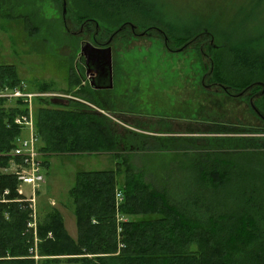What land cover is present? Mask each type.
<instances>
[{
	"label": "trees",
	"instance_id": "16d2710c",
	"mask_svg": "<svg viewBox=\"0 0 264 264\" xmlns=\"http://www.w3.org/2000/svg\"><path fill=\"white\" fill-rule=\"evenodd\" d=\"M6 1L0 0V17L6 16ZM71 5L73 21L96 22L104 33L130 24L151 29L144 32L157 39H164V33L172 43L194 37L192 29L174 30L152 0H71ZM154 28H162V33ZM257 41L212 49L213 81L227 89L264 86V37ZM195 46L191 55L202 61ZM75 69L64 93L80 97L73 89L81 82ZM21 80L14 64H0V85ZM53 89L51 83L29 88L48 93ZM88 90L92 97L84 100L99 109L72 98L34 100L39 149L43 157L107 154L116 167L79 170L70 189L77 237L68 232L58 210L50 208L40 214L37 246L28 226L29 203L21 200L17 177L0 170V193L7 199L0 201V264H37L34 249L45 261L67 264H264L263 154L230 155L221 153L218 147L224 145L213 139L187 147L177 144L180 138L172 141L132 130L115 121L111 107ZM14 104L7 107L0 99L1 169L18 159L11 153L24 131L15 117L26 113L27 106L22 100ZM258 107L264 109V94ZM252 145L264 149V138ZM140 154L138 165L135 156Z\"/></svg>",
	"mask_w": 264,
	"mask_h": 264
},
{
	"label": "rangeland",
	"instance_id": "374dc122",
	"mask_svg": "<svg viewBox=\"0 0 264 264\" xmlns=\"http://www.w3.org/2000/svg\"><path fill=\"white\" fill-rule=\"evenodd\" d=\"M62 1H6L4 7L6 16L0 17V64H14L21 81L26 82L29 88L40 83H51L55 87L49 92L53 97L74 99L76 96L71 95L73 93L64 92L70 86L71 69L76 71V60H79L76 52L80 50V40L88 38L79 37L76 42L73 37L76 35L71 30L74 27L70 26L76 24L70 15L71 0H66L67 5H62ZM152 2L162 17L170 21L174 30L192 29L190 32H194V37H189L185 42L168 41L169 48L175 51L171 53L164 48V39L130 34L134 35L130 45L136 46L129 55L131 62L134 63L135 58L141 57L144 53L147 55L146 70L144 69V83L147 87L144 84L146 91L143 89L138 97L141 101L137 99L126 107L122 105L117 108V111H124L126 115H115L116 113L112 112L114 113L112 117L121 125L144 134L169 137L172 141L180 138L181 140H176L177 144L183 143L187 147L193 143H208L213 139L224 145L218 147L221 153L231 155L247 151L264 155V149L252 145L254 139L264 138V109L258 107V99L264 94V86L255 84L254 87L226 89L221 82L213 81L211 73L214 67L212 49L220 47L223 50L230 44L249 46L248 40H253L255 44L259 41L257 39H263L264 0H152ZM62 7H65L64 17L68 24L70 21L72 23L69 24L72 32L67 31L65 27ZM161 29L153 30L162 33ZM150 30L140 28L137 32ZM30 31H33V35ZM161 35L162 38L167 37L164 33ZM196 44L200 48L197 50L202 61L191 55V50L195 49ZM172 55L176 58L173 64L170 62L173 59ZM188 57L191 61L189 69L185 60ZM198 61L202 62L205 70L202 74L199 73ZM142 67L141 65L137 68ZM172 67H176L177 75L171 74ZM156 69L159 70L157 75ZM172 80L175 84L171 87L168 82ZM174 94L176 99L173 97ZM78 96L79 101L99 109L84 100V96ZM101 101L108 105L106 101ZM14 102L6 101V106H13ZM164 116H167L169 122L159 121L164 120ZM149 130L156 132L149 133ZM27 133V130L23 131V134ZM242 139H245L244 143ZM135 158L136 164L141 165L142 154ZM43 159L46 161L43 168L45 183L37 195L36 226L33 228L36 246L40 241L37 236L40 214L50 208L58 210L68 232L77 237L78 230L70 189L79 170L116 167L113 158L107 154H51L44 156ZM12 163L10 160L9 165L0 170L7 172ZM27 190L28 186L23 185L24 193H27ZM6 200L3 196L0 199ZM29 208V214L32 215L33 210L30 206ZM31 221H34L33 216L32 219L30 216L29 223ZM34 258L37 264H67L45 261L38 250H35Z\"/></svg>",
	"mask_w": 264,
	"mask_h": 264
},
{
	"label": "flooded vegetation",
	"instance_id": "af4514ba",
	"mask_svg": "<svg viewBox=\"0 0 264 264\" xmlns=\"http://www.w3.org/2000/svg\"><path fill=\"white\" fill-rule=\"evenodd\" d=\"M61 3L62 5H67L66 0H63ZM62 10L65 27L67 31H70L69 24L72 23H70V21L68 24V20L64 17V13L66 12L65 7H62ZM72 25L70 26L74 27L75 29L72 28L71 30L73 32H70L73 34L75 33L74 35L76 36L73 37L76 39V42L79 37L88 38L80 40V50L79 52H76V55L79 58V60H76V66L79 67V77L81 82L76 85L74 89L78 90L80 95L84 96L85 98L92 97L89 95V88L90 90H95L99 98L106 101L111 107V110L116 113L115 115H126L124 111H117V108L122 105L126 107V105H130L132 101L137 99L140 100L138 97L140 96L141 91H143V89L146 91L147 87V85L144 83V69L146 70L147 55L144 53L141 57L137 59L135 58L134 63L136 65H134L133 61L131 62L129 56L130 52L133 50V47L136 48V46L132 47L130 45L132 37H134L135 34L147 37L146 32H137L138 29L136 27H132L131 25H121L117 28H112L105 34L99 25L92 21L81 22V24L76 22V24L73 23ZM130 34L134 35L131 36ZM164 44L165 46H163L166 51L171 53L175 52L169 48L167 37H164ZM140 46L138 48H140ZM94 55L101 57L106 56L109 59L107 73L98 68V63L95 67V63H93L95 62L93 59ZM173 56L174 55H172V58ZM174 61H176V58L170 60L171 64H173ZM159 64L161 66V62ZM141 65L143 67L138 69L137 67L140 68ZM175 70L176 67H172L170 70L171 74L173 73L177 75V70ZM158 71L156 69V75ZM71 73L69 74L70 76ZM173 80L170 83L168 82V85L170 84L171 87L175 84ZM216 85L218 86L219 84L216 83ZM224 88L226 87L224 86ZM173 97L176 99L175 94ZM73 98L79 100L78 97Z\"/></svg>",
	"mask_w": 264,
	"mask_h": 264
},
{
	"label": "built area",
	"instance_id": "2783aa9c",
	"mask_svg": "<svg viewBox=\"0 0 264 264\" xmlns=\"http://www.w3.org/2000/svg\"><path fill=\"white\" fill-rule=\"evenodd\" d=\"M46 96H52V94L48 92L31 91L24 81H20L15 85L6 83L0 85V99L6 101L22 100L27 106V112L17 115L15 117V123L21 125L28 133L27 135L22 134L17 138L15 142V152L19 158L10 165V170L6 171L13 173L17 177V190L21 195V199L27 201L33 210L32 216L34 221L31 222L32 225L30 226H36V199L39 189L42 187L43 183H45L43 153L39 149L40 139L35 130L34 100L38 97ZM21 185L28 186L27 193H24ZM117 197L118 200H122V192L118 191Z\"/></svg>",
	"mask_w": 264,
	"mask_h": 264
},
{
	"label": "water",
	"instance_id": "95a60500",
	"mask_svg": "<svg viewBox=\"0 0 264 264\" xmlns=\"http://www.w3.org/2000/svg\"><path fill=\"white\" fill-rule=\"evenodd\" d=\"M132 27H134V25H132ZM84 50V48H83ZM89 57V56H88ZM94 61L93 63H95V67L97 66L98 63V68H100L101 70H103L104 72L107 73V67L109 65V59L106 56H98V55H94Z\"/></svg>",
	"mask_w": 264,
	"mask_h": 264
},
{
	"label": "bare ground",
	"instance_id": "6f19581e",
	"mask_svg": "<svg viewBox=\"0 0 264 264\" xmlns=\"http://www.w3.org/2000/svg\"><path fill=\"white\" fill-rule=\"evenodd\" d=\"M13 155L19 158V156H18V155L16 154V152H15V149L13 150ZM14 161H16V159L12 160V162H14ZM44 165H45V164H44ZM19 187H20V185H19ZM21 188L23 189V185H21ZM7 193H8V192L6 191L5 194H7ZM2 196H3V195L0 193V199L2 198ZM117 198H118V197H117ZM118 201L121 202L122 200H118ZM31 219H32V218H31ZM31 222H33V221H31ZM31 222L29 223V227H30V228H34V226H30V225H32ZM35 250H37V249H34V251H35Z\"/></svg>",
	"mask_w": 264,
	"mask_h": 264
},
{
	"label": "crops",
	"instance_id": "0c3cea01",
	"mask_svg": "<svg viewBox=\"0 0 264 264\" xmlns=\"http://www.w3.org/2000/svg\"><path fill=\"white\" fill-rule=\"evenodd\" d=\"M112 117V116H111ZM114 120H116L114 117H113Z\"/></svg>",
	"mask_w": 264,
	"mask_h": 264
}]
</instances>
